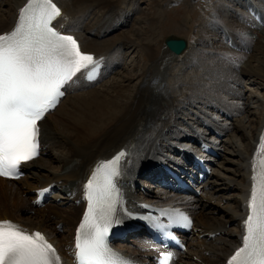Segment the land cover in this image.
<instances>
[{
    "label": "bare ground",
    "instance_id": "bare-ground-1",
    "mask_svg": "<svg viewBox=\"0 0 264 264\" xmlns=\"http://www.w3.org/2000/svg\"><path fill=\"white\" fill-rule=\"evenodd\" d=\"M26 1L0 0V34L9 32L14 27L19 9ZM107 1L114 3L113 0ZM54 2L62 11L54 27L63 34L73 35L83 52L100 59V71L92 81L86 79V70L82 71L63 89L65 94L72 95L71 98H79L80 93L89 94L88 99L79 105L71 103L73 111L62 119L63 128L60 123L52 122L51 117L61 110V103L67 95L52 113H47L40 121L39 156L22 167L29 174L26 178L28 181L20 183L21 180L15 182L0 178V199L7 201L2 209L0 207V220H10L29 232H41L56 248L61 258L60 264H76V229L87 206L84 185L97 165L123 150L128 155L121 159L117 178L121 195L116 217L120 223L110 232L117 230L128 235L126 243L129 245L124 246L125 242L117 244L115 248L118 254L132 263L154 264V257L159 256L162 251L139 233L138 238L128 242L129 233L134 227L126 213L141 211V204L147 203L175 207L192 219L190 237L182 236L187 245L186 250L172 251L173 257L169 264H227L235 250L242 246L244 220L248 215L247 204L252 188L253 163H256L258 172L261 137L264 136V93L259 97L256 91L250 89L248 92L252 95L251 100L246 105L245 102L241 103L244 91L241 85H234L236 81L232 76L237 69L233 68V64H243L241 76L253 78L251 84L258 86V90H263L264 33L260 34L253 29L251 36H243L240 32H233L238 31L236 29L227 32L224 28L226 32H221V27L218 24L214 27L215 22H211V27L206 25L207 29L195 37H198L196 44L211 47L217 37L220 40L218 46L227 51L207 55L205 50L192 49L189 44L186 52L177 56L166 48L164 39L161 44H157L160 26L158 12L156 16L153 15L155 12L150 16L144 12L143 17L134 20L138 27L132 28V32L140 38L138 41L121 31V24H116L119 13L117 10L107 8L105 15L100 12L94 25L88 21L92 14L102 10L104 4L99 0ZM154 9L156 10L155 7ZM217 16L223 18L220 12ZM130 19L122 20L126 24ZM214 20L217 21L215 18ZM213 39L214 43H210ZM242 41L245 42V47L242 46ZM132 53L137 54L134 63L136 70H140L136 75L133 74L135 68L127 70L130 65H127L126 59ZM123 67L127 70L126 74L121 73L117 80L115 77L110 78L111 81L104 84L103 89L96 91L98 83L115 75L116 70ZM135 79L137 84L123 85ZM114 80L116 81L113 82ZM223 81H227V84L221 88ZM223 93L227 94V98L221 95ZM237 98L241 113L246 109L257 108L250 132H247L244 124H232L229 128L226 125L228 123L221 124L203 110L208 107L221 113L226 119H232L236 117ZM198 99L201 100L197 101ZM227 99L234 102L228 103ZM195 102L203 106L198 113L204 116L196 113L193 119L202 129L195 131L190 127L188 130L183 129L185 133H182L178 126L185 118V105H194ZM230 130L236 132L239 142H245V146L241 147L233 140H224ZM68 134L74 135L79 139L78 142L73 144L65 136ZM201 140L216 150L219 156L229 151L228 156L236 162L225 159L224 164H229L230 167L232 165V170L226 168L225 174H218L217 170L211 169L201 183L197 176L195 178L191 175V182L196 183L197 195L176 194L178 192L173 191V184H167L164 193L155 192L147 179H159L165 167L186 176L194 156L193 146L197 142L202 144ZM182 141L194 144H181ZM60 144L67 149L65 155L61 154L58 147ZM166 150L171 154L166 155ZM52 152L59 155V159L55 157L61 166L58 163V169L43 172L50 164L42 158L49 157ZM175 156H181L182 161ZM143 158L145 162L143 160L141 163ZM204 161L213 165L215 159L207 156ZM4 186L7 187L5 190ZM45 187H50L54 195L41 208L36 204V198ZM142 188L144 190L140 191ZM23 194L25 200L21 199ZM219 199L224 200L225 204L220 203ZM20 202L24 205L21 206ZM53 206L56 207L54 210L51 208ZM27 212L33 213V216L27 217ZM219 215L225 216L222 223L220 220L218 222ZM52 218L59 222L52 225ZM61 229L65 236L61 235Z\"/></svg>",
    "mask_w": 264,
    "mask_h": 264
},
{
    "label": "snow or ice",
    "instance_id": "snow-or-ice-1",
    "mask_svg": "<svg viewBox=\"0 0 264 264\" xmlns=\"http://www.w3.org/2000/svg\"><path fill=\"white\" fill-rule=\"evenodd\" d=\"M61 15L54 0H27L19 9L13 29L0 34V176L18 178L20 165L39 154L38 122L64 96L62 89L82 71L86 70L89 81L99 74L100 59L83 52L73 35L63 34L53 26ZM127 155L122 150L97 165L84 185L87 208L76 229V264H132L107 242L111 229L120 223L116 217L120 193L115 178L119 176L121 159ZM261 156L258 172L253 163L242 246L227 264H264V151ZM173 222L191 224L183 213H178ZM171 258L170 253L166 254L162 264H169ZM60 261L56 248L44 234L0 220V264Z\"/></svg>",
    "mask_w": 264,
    "mask_h": 264
},
{
    "label": "rangeland",
    "instance_id": "rangeland-1",
    "mask_svg": "<svg viewBox=\"0 0 264 264\" xmlns=\"http://www.w3.org/2000/svg\"><path fill=\"white\" fill-rule=\"evenodd\" d=\"M101 0H99L100 2ZM113 2H109L107 0H103L100 3H103L104 6L102 8L101 11L96 12V14H92L89 17V20L91 22L92 25H94V21L98 18V15H105V10L108 8L111 10H117L119 13L116 16L117 21L116 24L121 23L122 26H120L121 31H125L128 34H130L129 36H132L134 38V40H140L139 37H137V35H134V32L132 28H136L138 27L137 24H135V19L139 18V17H143V13L145 12V14H147L148 16H150L152 13H154L153 15L156 16V13L158 12V20H159V29H158V33H157V39H159L157 41V44H161L163 42L162 39H164L167 34L169 36H174L177 38H182L185 39L188 43V45L190 46V48L192 49H203L205 50L207 55H213V54H218L219 52L225 53L227 50L223 48H220L219 43L220 40H216L213 39L211 40L210 43H215L214 45L212 44L211 47H201L199 45L196 44V41L198 40V37L195 39L196 36H199L200 33L199 32H204L203 30L207 29V26L211 27L212 23L211 22H215L214 23V27L218 24V26L221 27V32H232L233 29H236L238 31H233V32H237V33H242L243 36H251L253 29L254 30H258V32H260V34L264 33V0H113ZM150 1H153V3H150ZM107 5H106V4ZM109 3V4H108ZM188 3V4H187ZM156 6H155V5ZM134 7H137L138 9L135 10ZM154 7L156 8V10L160 9L159 11H156L154 9ZM4 9L6 10V8L4 7ZM154 9V10H153ZM220 12L221 17H218V13ZM262 13V14H261ZM263 15V16H262ZM218 20H217V17ZM249 16V17H248ZM191 17V18H190ZM213 18L211 21L208 19ZM256 17V18H255ZM123 18H131L130 21L128 20V22L126 24L123 23ZM214 18L218 21H215ZM251 18V19H250ZM133 20V21H132ZM250 20V22H249ZM261 20V21H260ZM120 21V22H118ZM221 21V22H220ZM259 23H258V22ZM210 22V23H209ZM209 23V24H208ZM258 23V24H257ZM134 24V25H133ZM204 24V25H203ZM91 25V26H92ZM140 25V23H139ZM207 25V26H206ZM2 26H0L1 28ZM123 27V28H122ZM176 28V29H174ZM213 28V27H212ZM226 30H224V29ZM148 31V30H147ZM131 32V33H130ZM210 32H218L217 30H210ZM220 32V31H219ZM160 33V34H159ZM132 34V35H131ZM137 37V38H136ZM156 39V40H157ZM195 39V40H194ZM195 42V43H194ZM242 41V46L245 47L246 44ZM186 52V51H185ZM184 52V53H185ZM183 53V54H184ZM252 53V52H251ZM251 53H248V55H250ZM220 54V53H219ZM137 54L136 53H132L130 54L127 59H126V63L127 65H130L129 68H127V70L135 68V72H133V74H137L140 73V70H136V61L137 60L136 57ZM249 58V57H248ZM135 62V63H134ZM134 64V65H133ZM222 66V65H220ZM233 68L237 69L234 73L232 78L236 81V84H234L235 86L241 85V89L244 91L243 92V98L240 100L241 103L245 102V105L247 104L246 102H249L251 100V94L250 92H248L250 89L256 91V95L257 96H262V94L264 93V89L262 90V88H259V90L257 89L258 86H254L252 85V81L253 78H248V77H242V70H243V64H233ZM127 70L125 69V67L116 70V74L115 75H111L108 78H106L105 80H103L102 82H104L102 84L99 83L97 85V87H95L98 92V90H101V88H104V84L108 83L111 81L112 78H116V80L118 79L117 77L122 74H126L125 72H127ZM240 71V72H239ZM231 72V71H230ZM120 73V74H119ZM118 74V75H117ZM111 78V79H110ZM116 80H114L113 82H115ZM137 79L131 81V82H127L124 83L123 85L125 86H133L135 84H137ZM224 83L227 81H223ZM221 83L220 87L223 88L225 87L224 85H226L227 83ZM230 83V82H229ZM101 84V85H100ZM127 84V85H126ZM102 88V89H103ZM108 89V87H106ZM235 90V88H234ZM236 92V90H235ZM259 93V94H257ZM71 94L67 95L66 98L63 100V102L61 103L62 107L61 110L59 112H57L55 115H53L51 117V121L55 122V123H60L61 127L63 128V122L62 119H65L64 117L69 114L71 111H73V108H71V103L73 104H77L79 105V103H82L84 100L88 99V92L85 93H80L78 94L79 98H71L72 95ZM223 97L227 98V94H221ZM231 99V98H230ZM239 98H237L235 100V109H236V117L234 118H229L226 119L225 116H222L221 113L217 112V111H213L211 108H206L204 107V111L211 117H214L215 119H217L218 121H220V123H228L226 124L229 128H231L232 124L238 125L241 124L243 126H245V129L247 130V132H250L249 130L252 129V123L255 119V115L257 113V108L254 109H246L245 112L241 113L239 110L240 108H238V104L240 102H237ZM201 99H198L197 101H200ZM248 100V101H247ZM228 103H232L234 102L233 100H228ZM238 105V106H237ZM185 110L183 113V116H185L183 122L181 124H179V131L182 133H185L183 129H190V127H192L195 130H201L202 128L200 126L197 125V123L194 122V118L196 117V113L204 116L202 113H198L199 109H201V107L203 108V106L201 104H198V102H195L194 105H185ZM252 110V111H251ZM244 111V109H243ZM255 112V114H254ZM192 114V115H191ZM191 115V116H190ZM238 117V118H237ZM222 119V120H221ZM225 119V120H224ZM231 119V120H230ZM235 119L238 121L236 122ZM191 120V121H190ZM187 123V124H186ZM237 123V124H236ZM184 125V126H183ZM193 125V126H190ZM186 126V127H185ZM189 126V128H188ZM192 131V130H191ZM68 132L70 133L71 131L68 130ZM194 132V130H193ZM230 134V135H229ZM69 138V140L73 143L76 144V142H78L79 139H76L74 137V135H65ZM227 140V142H230L231 140L236 141L239 143V145L241 147L245 146V142L243 143V141H241V143L239 142V139L236 136V132H234L233 130H230L227 132L226 137L224 138V140ZM238 141H237V140ZM190 144L187 141H182L181 144ZM58 147L61 150V154L65 155L67 152V149L64 148L63 145H58ZM195 147V146H194ZM228 152L223 153V155H221L219 158H215V162L213 165H211V169H214L218 174H225L224 169H231L232 170V165L230 167L229 164H224L225 159L226 160H230L231 158L228 156ZM166 155H170L171 153H169L167 150L166 152H164ZM222 154V153H221ZM50 156H45L42 159H45L46 161L49 162V167H46L45 171H54L56 169H58V163L59 161H57L56 157H58L59 159V155H55L54 152H52L51 154H49ZM54 155V157H53ZM177 159H179L178 156H175ZM145 158H143L141 160V163L143 162ZM55 160V161H54ZM231 160H235V159H231ZM52 161V162H51ZM51 162V163H50ZM145 162V160H144ZM235 161H233V163H235ZM60 164V163H59ZM61 166V164H60ZM48 169V170H47ZM221 172V173H220ZM47 173V172H46ZM217 174V175H218ZM29 174L27 173L25 178L21 179L20 183H24L25 180H27V176ZM28 181V180H27ZM31 181V180H30ZM213 181H215V179H213ZM151 186L153 187V185L151 184ZM7 187L4 186L3 190H5ZM10 189V188H9ZM145 189H148V187ZM160 189V188H158ZM156 187H153V190L155 192H162L164 193V189H161L162 191H159ZM144 189H140V191H143ZM60 194V193H58ZM22 200L24 199V194L21 197ZM28 200V199H27ZM222 204H225L224 200L219 199ZM223 201V202H222ZM5 203H7V201H4L2 199H0V207L1 209L4 207ZM20 205H24V203L20 202ZM44 208V207H43ZM53 208L52 210H54L56 207H51ZM50 210V211H52ZM60 211V209H59ZM27 217H31L33 216V213H28L27 212ZM25 215V216H26ZM222 216V218H221ZM219 215L218 218V222L220 220V222L222 223V221L225 220V216L224 215ZM224 216V217H223ZM222 219V220H221ZM53 222L52 225L55 223H58L59 221L56 218H52ZM61 235L65 236V232L64 230L61 229ZM190 237V236H189ZM138 237H131L130 240H128V242H132L133 240H135ZM127 244L129 245V243H123V245L127 246ZM119 245H122L119 243Z\"/></svg>",
    "mask_w": 264,
    "mask_h": 264
},
{
    "label": "water",
    "instance_id": "water-1",
    "mask_svg": "<svg viewBox=\"0 0 264 264\" xmlns=\"http://www.w3.org/2000/svg\"><path fill=\"white\" fill-rule=\"evenodd\" d=\"M164 43L176 55H180L187 47V44L184 40L177 39L172 36L166 37Z\"/></svg>",
    "mask_w": 264,
    "mask_h": 264
}]
</instances>
